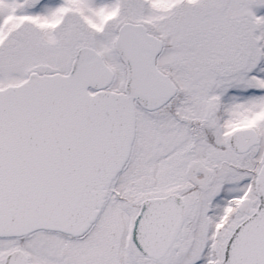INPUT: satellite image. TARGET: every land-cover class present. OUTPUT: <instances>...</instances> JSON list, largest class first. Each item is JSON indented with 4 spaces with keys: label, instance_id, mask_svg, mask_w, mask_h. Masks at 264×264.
Here are the masks:
<instances>
[{
    "label": "snow or ice",
    "instance_id": "obj_1",
    "mask_svg": "<svg viewBox=\"0 0 264 264\" xmlns=\"http://www.w3.org/2000/svg\"><path fill=\"white\" fill-rule=\"evenodd\" d=\"M0 264H264V0H0Z\"/></svg>",
    "mask_w": 264,
    "mask_h": 264
}]
</instances>
